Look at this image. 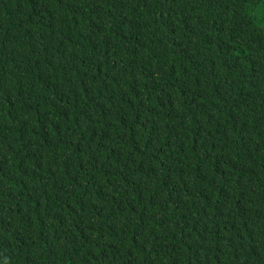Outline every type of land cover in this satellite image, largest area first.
Listing matches in <instances>:
<instances>
[{
    "label": "trees",
    "instance_id": "16d2710c",
    "mask_svg": "<svg viewBox=\"0 0 264 264\" xmlns=\"http://www.w3.org/2000/svg\"><path fill=\"white\" fill-rule=\"evenodd\" d=\"M0 264H264V0H0Z\"/></svg>",
    "mask_w": 264,
    "mask_h": 264
},
{
    "label": "snow or ice",
    "instance_id": "6c2138e0",
    "mask_svg": "<svg viewBox=\"0 0 264 264\" xmlns=\"http://www.w3.org/2000/svg\"><path fill=\"white\" fill-rule=\"evenodd\" d=\"M244 2V0H240V3H243Z\"/></svg>",
    "mask_w": 264,
    "mask_h": 264
},
{
    "label": "rangeland",
    "instance_id": "374dc122",
    "mask_svg": "<svg viewBox=\"0 0 264 264\" xmlns=\"http://www.w3.org/2000/svg\"><path fill=\"white\" fill-rule=\"evenodd\" d=\"M255 12H256V14L258 15L259 12H258V11H255Z\"/></svg>",
    "mask_w": 264,
    "mask_h": 264
}]
</instances>
